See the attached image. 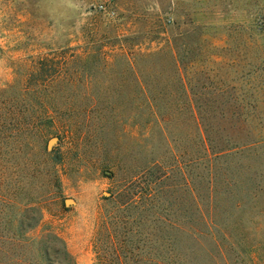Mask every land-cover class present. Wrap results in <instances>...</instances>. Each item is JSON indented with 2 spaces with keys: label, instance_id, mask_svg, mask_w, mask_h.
<instances>
[{
  "label": "rangeland",
  "instance_id": "1",
  "mask_svg": "<svg viewBox=\"0 0 264 264\" xmlns=\"http://www.w3.org/2000/svg\"><path fill=\"white\" fill-rule=\"evenodd\" d=\"M105 3L0 0V102L3 92L24 87L40 60L81 58L83 74L53 87L67 92L54 103L81 111L80 119H43L49 128L38 147L17 149L12 135L0 147V264H60L58 254L40 259L50 234L76 264H93L92 239L111 195L150 162L171 166L169 182L179 179L175 157L185 163L190 150L184 99H168L178 109L171 119H144L135 108V91L178 90L174 60L201 91L204 119L236 140L264 139V0H112L113 14L99 8ZM153 73L167 83H151ZM239 173L254 178L222 187L206 206L218 247L197 243L188 264H264V144L242 157ZM170 190L181 207L174 217L182 248L190 203L182 184ZM142 231L152 230L147 223Z\"/></svg>",
  "mask_w": 264,
  "mask_h": 264
},
{
  "label": "trees",
  "instance_id": "2",
  "mask_svg": "<svg viewBox=\"0 0 264 264\" xmlns=\"http://www.w3.org/2000/svg\"><path fill=\"white\" fill-rule=\"evenodd\" d=\"M61 61L54 58L38 61L23 88L12 87L3 92V101L0 102V147L10 135L15 138L17 149L38 147L49 128V123L43 119H80L81 111L78 113L75 108L54 103L56 98L67 92L53 87L71 84L75 74L78 78L83 77L77 71L82 59L70 61L62 57ZM70 65H74L73 71ZM174 65L176 70L171 73L179 83L178 90L157 89L155 85L151 89L143 88L135 91L136 105L134 101L131 102L133 94L129 95L128 106L135 105L144 119H171L178 109L169 107L168 99H171L170 102L176 100L175 94L184 99L190 117V150L185 163L180 155L175 157L174 169L180 177L176 178V182H169L173 179L169 175L171 166L150 162L142 169L137 181L111 195L92 239L93 264H188V256L197 243L208 240L214 248L218 247L213 235L217 225L213 223L208 213L210 209L206 206L221 195L222 187H232V183L237 185L242 180L254 178L253 175L243 177L239 173L241 159L250 150L254 151L264 144V139H249L246 135L244 139L236 140L223 134L216 119H204V108L197 101L202 98L201 91L192 90L175 60ZM156 78L167 83L165 78H158L156 73L150 75L151 83ZM84 93L86 96L91 94L88 91ZM164 100L165 113H160L158 105ZM89 109L83 107L84 112H89ZM246 122L247 119H243L241 125L244 126ZM181 184L186 188L191 212L189 219H186L188 229L184 235L187 245L179 248L177 232L182 221L174 214L181 207L176 193L170 187ZM147 223L152 231L144 235L142 226ZM52 242H59L60 248L55 250ZM146 243L152 246L147 248ZM40 249L42 263L45 259L49 262L51 255L58 254L61 256L60 264H76L63 241L56 235H48L46 241L41 242Z\"/></svg>",
  "mask_w": 264,
  "mask_h": 264
},
{
  "label": "built area",
  "instance_id": "3",
  "mask_svg": "<svg viewBox=\"0 0 264 264\" xmlns=\"http://www.w3.org/2000/svg\"><path fill=\"white\" fill-rule=\"evenodd\" d=\"M112 0H106V3L104 5H99V8L106 12L107 14H113V12L111 10H108V4L111 3Z\"/></svg>",
  "mask_w": 264,
  "mask_h": 264
},
{
  "label": "water",
  "instance_id": "4",
  "mask_svg": "<svg viewBox=\"0 0 264 264\" xmlns=\"http://www.w3.org/2000/svg\"><path fill=\"white\" fill-rule=\"evenodd\" d=\"M55 140H56L55 138H52V139L50 140V144L53 143ZM67 203H71V200H68Z\"/></svg>",
  "mask_w": 264,
  "mask_h": 264
}]
</instances>
